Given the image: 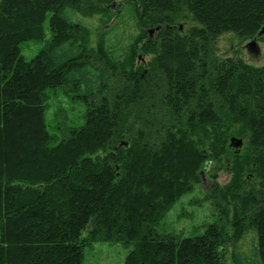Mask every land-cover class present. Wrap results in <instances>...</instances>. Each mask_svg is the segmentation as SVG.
<instances>
[{
  "label": "trees",
  "instance_id": "trees-1",
  "mask_svg": "<svg viewBox=\"0 0 264 264\" xmlns=\"http://www.w3.org/2000/svg\"><path fill=\"white\" fill-rule=\"evenodd\" d=\"M125 5L139 33L119 57L69 17ZM228 33L258 47L264 0H0V264H83L108 242L125 264H264V64L219 55ZM211 164L219 220L161 233Z\"/></svg>",
  "mask_w": 264,
  "mask_h": 264
},
{
  "label": "rangeland",
  "instance_id": "rangeland-1",
  "mask_svg": "<svg viewBox=\"0 0 264 264\" xmlns=\"http://www.w3.org/2000/svg\"><path fill=\"white\" fill-rule=\"evenodd\" d=\"M118 9H112L110 16L94 14L85 17L81 13H72L70 18L73 21L81 22L90 31V44L97 48L99 43H104V47L110 53L120 56L123 48L128 47L139 33V24L134 16L131 6H124L117 14ZM190 22L186 23V28L190 27ZM250 42H240L233 34L222 35L217 42L219 55L222 57H232L236 54L247 63L260 67L264 64V39L259 42L258 47L250 48ZM42 48V43L29 42L22 46L23 55L27 59H32ZM66 99L61 98L65 102ZM69 123L77 121L81 115L70 110V105L65 104ZM55 112V108L52 109ZM52 113L50 118H52ZM219 166L209 165L205 169V176L196 189L183 196L172 211L167 215L161 224V233H175L182 237H193L203 232L208 224L216 223L219 215L213 207V201L206 199L207 192L211 189L214 180L213 173ZM230 181V174L225 169L218 173L217 182L225 185ZM131 249H127L121 243H99L85 251L83 264H125L126 257ZM226 257V264H231V250Z\"/></svg>",
  "mask_w": 264,
  "mask_h": 264
},
{
  "label": "water",
  "instance_id": "water-1",
  "mask_svg": "<svg viewBox=\"0 0 264 264\" xmlns=\"http://www.w3.org/2000/svg\"><path fill=\"white\" fill-rule=\"evenodd\" d=\"M256 45H257L256 42H253L250 46H251V47H256ZM231 146H232L233 148H235V149H240V148L243 147V141L234 138V139H232V141H231Z\"/></svg>",
  "mask_w": 264,
  "mask_h": 264
}]
</instances>
